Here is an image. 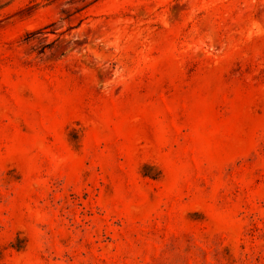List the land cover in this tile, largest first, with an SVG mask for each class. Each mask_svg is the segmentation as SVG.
<instances>
[{
    "label": "rangeland",
    "instance_id": "rangeland-1",
    "mask_svg": "<svg viewBox=\"0 0 264 264\" xmlns=\"http://www.w3.org/2000/svg\"><path fill=\"white\" fill-rule=\"evenodd\" d=\"M0 264H264V0H0Z\"/></svg>",
    "mask_w": 264,
    "mask_h": 264
}]
</instances>
